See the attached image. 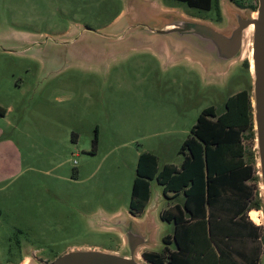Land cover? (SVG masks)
I'll use <instances>...</instances> for the list:
<instances>
[{
    "label": "rangeland",
    "instance_id": "rangeland-1",
    "mask_svg": "<svg viewBox=\"0 0 264 264\" xmlns=\"http://www.w3.org/2000/svg\"><path fill=\"white\" fill-rule=\"evenodd\" d=\"M214 1L220 16L214 2L205 10L178 0H0V105L11 106L0 117V136L19 152L0 147V264H21L27 255L52 261L74 249L129 254L116 223L130 222L139 154L154 150L160 166L178 163L204 108L221 114L229 95H251V27L242 56L231 63L188 51L175 59L159 48L161 38L143 36L142 25L161 20L153 2L226 29L234 25L226 5L243 14L258 5ZM242 140L257 174L249 129ZM250 182L259 195L260 183ZM150 192L135 219L150 237L138 249L146 264L142 253L160 251L174 228L160 219L157 198L168 200L155 179ZM259 211L252 221L264 227ZM250 245H260L264 264V232Z\"/></svg>",
    "mask_w": 264,
    "mask_h": 264
},
{
    "label": "trees",
    "instance_id": "trees-1",
    "mask_svg": "<svg viewBox=\"0 0 264 264\" xmlns=\"http://www.w3.org/2000/svg\"><path fill=\"white\" fill-rule=\"evenodd\" d=\"M190 7L209 10L214 0H178ZM239 6L244 7L238 3ZM215 7L220 16L219 4ZM257 6H252L255 11ZM244 65H248L247 60ZM251 95L242 89L229 95L225 110L204 108L179 148V168L165 164L158 169L157 156L141 152L133 179L129 212L142 213L155 179L164 195L182 194V203L164 209L160 217L175 223V249L145 251L151 264H258L260 245L250 243L264 227L248 218L251 209H260V195L250 181H258L254 165L247 160L242 133L254 136ZM5 110L0 106V114ZM96 136L93 139L96 142ZM253 158V153H249ZM260 193V192H259ZM171 237L163 238L164 244Z\"/></svg>",
    "mask_w": 264,
    "mask_h": 264
},
{
    "label": "water",
    "instance_id": "water-1",
    "mask_svg": "<svg viewBox=\"0 0 264 264\" xmlns=\"http://www.w3.org/2000/svg\"><path fill=\"white\" fill-rule=\"evenodd\" d=\"M151 6L157 11L154 15L161 17V20L156 26L142 25L143 36L150 40L161 38L163 43L159 48L167 56L175 59L181 51L186 57L188 51L200 52L204 57H209L217 63H231L242 56L244 34L251 27L249 45L252 60L251 112L256 143L254 151L258 165L257 177L260 183V204L264 215V0H258L256 10L252 11V14H243L238 8L226 5V11L234 23L227 29L216 28L182 12L162 7L157 2L151 3ZM127 220L130 222L118 221L116 225L129 249V254L122 255L104 249H74L52 261L27 255L21 264H146L138 258V249L148 247L150 237L138 229L137 225L140 223L130 212Z\"/></svg>",
    "mask_w": 264,
    "mask_h": 264
},
{
    "label": "crops",
    "instance_id": "crops-1",
    "mask_svg": "<svg viewBox=\"0 0 264 264\" xmlns=\"http://www.w3.org/2000/svg\"><path fill=\"white\" fill-rule=\"evenodd\" d=\"M2 108H4V110H5V112H4V114H0V117L1 118H5L6 116H7V113H8V111H10L11 110V106H7V107H4V105H0ZM8 123H9V121H7ZM2 127H0V133H2ZM184 141V140H183ZM183 143V142H182ZM181 143V144H182ZM7 146H9V147H11L12 149H13V151L16 153V154H18L19 152H18V150H17V147L15 146V144L13 143V141L12 140H10L8 137L7 138H3V137H1L0 136V147H7ZM181 146V145H180ZM144 152V151H143ZM147 152H151V153H153V154H155L156 155V151H154V150H147ZM157 156V155H156ZM157 160H159L158 159V157H157ZM182 161H183V156H182V160H180L178 163H169V162H165V163H163L161 166L159 165V162H158V169H161L165 164H172V165H174V166H176L177 168H179L180 167V165H181V163H182ZM63 162H65V160H63V161H60L59 163L60 164H62ZM162 188V187H161ZM162 194H163V191H162ZM164 195V194H163ZM164 197L168 200L167 202H165V205H164V202L161 204V200H160V196L157 198V203H156V206L158 207V208H161L160 209V211H159V216H160V213H161V211H163L164 209H167V208H169V207H171V206H173L174 204H176V203H179V204H181L182 203V200H183V195L182 194H178V195H173V193H171V192H169V193H167V195H164ZM150 200H151V192H150V196H149V200H148V203H147V205H146V207H145V209H144V211L142 212V213H145V211L147 210V208H148V206H149V203H150ZM164 205V206H163ZM163 206V207H162ZM252 210V209H251ZM254 210H258V209H254ZM249 213V212H248ZM251 213V212H250ZM141 215V213H139V214H136V215H133L134 216V218L135 219H138V217ZM250 218L252 219V220H254L253 219V217L252 216H250ZM160 219L161 220H163L161 217H160ZM251 220V221H252ZM164 221H166V220H164ZM255 221V220H254ZM167 222H172L173 224H174V228H175V223L173 222V221H167ZM253 222V221H252ZM254 224H255V222H253ZM256 225H258V224H256ZM174 228H173V233H174ZM173 233L172 234H168V235H166V236H170L171 237V239H170V242L169 243H167V244H164V242H163V246H162V248L165 246V245H167L168 247H169V249H171V250H173V249H175V242H174V240L172 239V236H173ZM164 238V237H163ZM162 241H163V239H162ZM170 244H171V246H170ZM251 244V243H250ZM251 246V245H250ZM161 248V249H162Z\"/></svg>",
    "mask_w": 264,
    "mask_h": 264
},
{
    "label": "bare ground",
    "instance_id": "bare-ground-1",
    "mask_svg": "<svg viewBox=\"0 0 264 264\" xmlns=\"http://www.w3.org/2000/svg\"><path fill=\"white\" fill-rule=\"evenodd\" d=\"M255 14V13H254ZM248 58L250 59V65H251V70H252V60H251V56H250V53H249V55H248ZM259 213H260V211L259 210H252L251 211V216L253 217V219L255 220V221H259L260 219H259Z\"/></svg>",
    "mask_w": 264,
    "mask_h": 264
}]
</instances>
